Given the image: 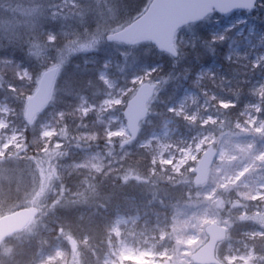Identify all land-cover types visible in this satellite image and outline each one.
<instances>
[{
  "label": "rangeland",
  "instance_id": "rangeland-1",
  "mask_svg": "<svg viewBox=\"0 0 264 264\" xmlns=\"http://www.w3.org/2000/svg\"><path fill=\"white\" fill-rule=\"evenodd\" d=\"M80 1L83 0H60L54 6L53 14L58 16L59 21L52 24L56 28L54 33L44 30L45 26H50V22L46 19L45 5L38 4L37 0H32L31 5L0 10V26L6 25L12 29L18 24H27L31 25L34 33L39 23L38 29L43 31L46 50L50 47V52L41 49L37 39L32 44L37 47L38 55L44 58L42 52L48 55V69H57L50 102L39 118L42 122L39 125L40 135L35 143L34 158L23 153L24 129L19 125L24 121L28 96L21 98L16 93L12 97L13 103H23L20 112L5 99H0V160L4 161L6 157L17 154L12 159L22 164L19 171L23 181L20 180V183L30 180L33 184L25 196V208L35 203L41 208L46 197L63 194L65 183L61 177L72 173L83 175L76 178L80 189H83L82 184L85 182L97 186L109 184L108 198L110 194L115 197L121 191L136 190L149 194L159 205L155 206L158 210L154 214L143 207L132 214L115 215L106 229V251L100 259L85 251V240L61 238L56 245L51 244L54 240L43 243L44 247L51 245L52 249L50 252H38L35 264H159L163 261L193 264L190 255L206 241L204 228L210 223L228 228L232 214H236L242 221L258 219L260 222L256 224L257 230L244 234L246 243L241 245L240 251H236L229 243L220 245L216 250L217 258L221 264H264V256L258 255L251 244L264 238L262 21L256 20L254 16L248 19L242 13H235L224 20L213 17L207 23L212 38L220 41L216 47H225L226 60L244 69L241 74L247 75L248 85L252 88L239 117L224 121L222 110L233 104L218 102L216 93L221 91L215 90V85L201 92L192 87L184 88L176 101L168 104L164 111L166 104L162 103L163 95L160 91L165 79L160 81L152 76L153 69L159 65L148 66V60L159 59L160 53L155 50L157 57L153 55L150 44L129 47L105 41L108 34L122 29L141 15L151 0L144 3L143 0H110L106 7L97 8L94 19H85V13L79 10ZM261 7L262 2L256 7V11L259 9L256 14L264 13ZM117 11L125 14L134 11L129 15L133 17L122 26L110 28L107 32L98 29L87 32V27H93L89 26V21L95 22L104 15L100 19L102 23L116 25L113 14ZM42 13L44 15L35 20ZM191 36L192 30L189 29L175 36L174 44L178 54L184 56L186 50L187 54L190 53ZM59 46L60 50L54 52ZM98 55L99 59L103 58V62L98 68L94 88L99 84L100 93L94 92V88L87 90L88 96L79 92L75 103L70 100L66 102L69 113L58 109L65 103L70 91L67 84L71 80L66 74L67 70L81 68L77 64L84 66ZM2 69L10 70L13 76L27 85L33 84V92L42 73L34 77L10 61H3ZM216 72L221 75L219 67L209 66L198 70L196 85L200 88L204 80H218ZM66 79L70 81L66 82ZM143 83L157 85L155 96L148 102V114L139 126L137 139L130 145L121 146L129 138L123 109L137 87ZM66 114L92 119L93 130L79 136L83 143L76 142L71 147L55 140L62 137L56 123ZM209 146L214 149L216 161L209 170L207 183L195 187L194 169ZM141 149L145 154L144 160H148L151 167L149 175L137 174L138 171L130 167L132 161L140 157L136 156V151ZM20 153L22 156L17 159ZM42 214L39 212V216L36 215L33 227L29 226L22 235L13 236L8 242L0 244L2 262L5 261L2 256L9 254L16 242L24 237L25 240L30 236L36 237L34 232L39 224L42 225Z\"/></svg>",
  "mask_w": 264,
  "mask_h": 264
},
{
  "label": "trees",
  "instance_id": "trees-1",
  "mask_svg": "<svg viewBox=\"0 0 264 264\" xmlns=\"http://www.w3.org/2000/svg\"><path fill=\"white\" fill-rule=\"evenodd\" d=\"M145 1L146 0H143L142 3ZM80 2L79 10L85 13V19H94L96 16L94 15V12L98 10L97 8L102 9L106 7L110 0H83ZM261 2L263 4V7H261L263 10L262 12H264V0ZM37 3L45 5L44 11L47 17L46 19L50 22V26H45L44 30L54 33L56 28H53L52 24H57L59 21L57 20L58 16L53 14V10L54 6L60 3V0H37ZM26 4L31 5L32 0H0V10L7 7ZM138 10L139 7L137 8V11ZM257 11L254 10L250 13L242 14L248 19L254 16L256 17V20L262 21L261 23L264 24V13L256 14ZM9 12L10 11H8V13ZM133 12L130 14H133ZM130 14H125L124 12L121 13L120 11L115 12L113 16L116 19V25L113 26L110 25L109 22L105 24L100 21L105 15L101 18H97L95 22L89 21V26L92 25V28H86L85 24H83V26L88 33L93 32L95 29L107 32L110 28H118L130 21L133 17L132 15L129 17ZM43 15V13L37 15L35 20H38V18H41ZM213 17L224 20L218 15L213 14L199 23L190 25L178 31L176 37L186 29L192 30V36L190 39L192 46L189 47L190 53L187 54L186 50L184 56L178 54L177 57L173 59L170 56L161 53L159 54L160 58L158 59L156 55L158 53H156L155 49L150 45L153 55H155L157 59L153 60L150 58L148 60V66L159 65L153 69L152 76L154 79L160 81L165 79L163 89L160 91V94L163 95L162 103L163 105L164 103L166 104V106H164V111H166L168 104L176 101L181 90L184 88L192 87L199 89L201 92L209 89L210 85L217 86L218 88L215 87V90L218 89L221 91V93H216L218 102H231L234 105H229L222 110L224 121L238 118L243 111V107L247 103V98H249L252 92V88L248 85L249 78L247 80V75L241 74L244 69H240L237 65H231L232 63L226 60L227 54L224 52V46L216 47L220 44V41L212 38L209 25L207 24ZM38 27L39 23L33 33V28H31V25L27 26V24H18L12 29L8 28L6 25L0 26V99H5L7 103L18 112H20L23 103L21 104V101L20 103H13L12 97L16 93H19L21 98L30 96L33 92L34 85L25 84L24 81L13 76L8 69L1 70L2 62L10 61L13 64L19 65L20 68L26 69L34 77H37L41 72L48 69L50 61L45 52H50V50H48L50 47L46 50L47 44L45 37H43V31L38 29ZM81 32L83 31L81 30ZM34 39H37L40 43L41 49H45V52H42L45 54V58L43 55H38V51L35 49L37 47L32 44ZM58 43L59 42H56V44ZM58 50H60V46L54 52H57ZM99 57L100 56L98 55L90 60L89 63L86 62L84 66L82 64H77L82 66L81 68H69L67 70L66 74L71 80V83L68 82L70 80L67 81L66 79L65 81L68 82L67 87L70 91H68V98L65 103H62L58 109H61V111L66 110V102L68 100H70L71 103H75L76 99L79 98V95L77 94L79 92L88 96L87 90L94 88L95 83H97L98 68L103 62V60H101L103 58L99 59ZM209 66H214V68L219 67L221 75L216 72L219 76L218 80H204L199 88L196 85L195 76L198 70ZM62 84L65 86L64 82ZM98 85L93 91L100 93V87ZM20 91H23V93L21 94ZM68 110L69 109L66 110V113H69ZM40 116H42V114L38 115L34 122L28 126L24 121L19 124L24 129L23 136L25 143L23 144V148L25 152L23 153L27 157L34 158L35 143L39 140V125L42 122L39 120ZM91 121L92 119L90 117L82 119L75 115L66 114L56 123V127L60 131L62 137L61 139L55 140L62 143V145L65 144V146L66 144L68 146H71L72 144L73 146L76 142L79 144L83 143V141L79 139V136L93 130ZM136 153V156L140 157L135 162L132 161L133 165H130V167H134L135 170L138 171L137 174L144 173L149 175L151 167L149 166V161L144 160L145 154L143 153V150H137ZM15 155L17 154H12L9 158L6 157L4 161L0 160V175L3 178L0 180V217L17 209L25 208L27 206L25 196L31 188H33V184L30 180L20 183V180L23 181L21 178L22 173L19 171V169L22 168V164L15 159H12V156ZM20 156H22L21 153L18 154L17 159ZM28 169L31 170L29 167ZM77 176L82 177L83 175L72 173L71 175L61 177V180L65 183V191L63 194L60 196L46 197L41 208H38L36 203L35 205L33 204L30 206L38 210V216L39 212L43 213L41 219L42 225L39 224L34 232L36 237L30 236L27 240H25L26 237H24L21 241L16 242L10 253L2 256L5 261L2 262L0 260V264H35L38 252H50V249H52L51 245H49V247H44L42 244L47 240L50 242H53L54 240L51 244L56 245L60 242L59 240L61 238L64 240L69 238L72 240H85V251L95 254V256L100 259L106 251V229L111 225L115 215L120 213L132 214L143 207L147 208L151 214L156 213L158 210V207L155 206H158L159 203H156L157 201L151 198L149 194L145 195L144 192L141 193L136 190L121 191L115 197L110 194V198H108L109 184H99V186H97L95 184L87 185L85 182V186L82 184L83 189H80L77 184L79 181L76 179ZM72 182L75 183L74 186L72 185ZM57 185L58 183L56 184V187ZM56 187L55 190H57ZM94 188H97V190ZM96 194L97 196L95 197ZM247 214H249L248 210ZM229 218L230 226L228 227V237L226 242L221 246L229 243L232 248L236 249V251H240L239 249L241 248V245L246 243V241H244V234L257 230L256 224L260 221L258 219L242 221L239 220L236 214L230 215ZM33 222L29 226L33 227ZM22 232L17 233L14 236L22 235ZM12 237L6 239L4 242H8ZM251 244H253L255 252L258 255L264 256V238L257 239L256 241L251 242ZM87 256L91 258V255L87 254Z\"/></svg>",
  "mask_w": 264,
  "mask_h": 264
},
{
  "label": "water",
  "instance_id": "water-1",
  "mask_svg": "<svg viewBox=\"0 0 264 264\" xmlns=\"http://www.w3.org/2000/svg\"><path fill=\"white\" fill-rule=\"evenodd\" d=\"M258 0H151L145 12L119 31L108 34L105 41L135 46L150 43L157 51L177 57L173 39L176 32L183 27L199 22L212 11L220 16L229 17L238 11H252ZM57 69L45 70L39 77L34 93L26 99L24 119L30 125L49 103L56 79ZM156 85L141 84L133 97L127 102L123 111L126 128L130 138L126 145L136 139L138 127L148 110L147 103L153 97ZM216 156L212 147L202 154L194 171L193 183L199 187L208 180V172ZM36 216L34 208H23L0 217V243L15 233L22 231ZM207 241L196 250L190 259L193 264H220L215 257L216 246L227 236V229L215 223L204 228ZM146 264V263H134ZM160 264H170L164 261Z\"/></svg>",
  "mask_w": 264,
  "mask_h": 264
}]
</instances>
